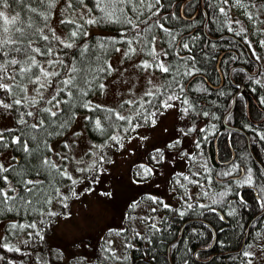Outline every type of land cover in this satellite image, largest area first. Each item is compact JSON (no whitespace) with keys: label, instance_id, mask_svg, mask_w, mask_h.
<instances>
[{"label":"trees","instance_id":"16d2710c","mask_svg":"<svg viewBox=\"0 0 264 264\" xmlns=\"http://www.w3.org/2000/svg\"><path fill=\"white\" fill-rule=\"evenodd\" d=\"M9 3V8H2L6 14L20 13L25 25L32 21L45 29L54 51L65 55L60 77L65 73L67 78L75 75L77 86L71 89V96L68 89L56 96L57 103L52 107L46 99L32 103L27 98L28 90H34L37 85L33 82L35 76L32 72L40 75V62L49 56H35L38 67L28 73L20 72V67H30L24 63L28 60L25 54L0 56V63H3L0 83L9 86L7 91L0 89V117L11 120V126L0 131L4 138L0 142V153L5 150L11 153L10 162L4 165L0 161V165L8 169L0 172V189L13 197L0 202V220L13 219L5 222L4 233L0 234V261L9 263L10 258L25 261L27 257H34V253L43 248L41 243L46 231L59 214L66 213L74 183L49 158L50 142L70 129L76 114L87 111L85 125L93 142L115 147L123 138L113 139L118 131L125 136L137 126L152 125L155 114L165 104L176 103L192 124H200L196 137L202 142L208 175L206 172L197 175L195 188L199 195L188 202L162 206L157 216L152 218L150 215L141 222L143 227L135 228L123 222V255L117 256L105 238H95L94 263L247 264L246 247L264 223L263 212L251 222L245 238L249 221L264 207V74L260 70L251 74L256 70L258 60L252 51L249 50L250 55L246 53L244 46L248 45L243 39L244 33L231 24L229 3L225 4L223 0H160L155 4L154 0H144L141 4L133 0L123 7L138 28L107 20L95 23L110 30V34L88 32L90 24L79 19L87 17L78 14L79 10H84L83 6L62 18L76 19L81 28L61 23L62 19L57 21V29L53 28V17L61 5L65 6L66 0H58L47 20L28 11L32 7L40 12L46 10L35 0L23 4L9 0ZM85 3L88 8L95 7L94 0H85ZM221 8L225 9L224 14L220 12ZM88 13L94 19L102 15L99 9ZM160 25L168 31H163ZM141 28L143 32L139 31ZM71 31H78V36L70 39ZM155 35L163 45L166 67L171 69L168 73L161 72L155 62L154 70L160 75L157 90L133 103L131 115H124V120L117 118L121 115L114 108L102 105L85 108L83 105L89 104L90 98L102 91L101 85L111 70L109 58L118 45L135 42L152 53ZM47 43L42 39L37 41L42 47ZM64 43H74V46L65 48ZM185 44L189 47L184 48ZM10 58L21 61V64H7ZM73 68L77 69L75 73ZM60 77L51 86L54 95L64 87L56 86ZM240 85L243 88L223 121L222 117L231 107L232 97ZM84 92L87 95H83ZM170 96L173 99L169 100ZM15 100H21V104H15ZM4 104L12 107L4 108ZM44 109H51L57 115L53 117ZM28 112L33 115L28 116ZM97 120L100 128L96 127ZM40 121L44 122L43 125L35 129L31 127ZM226 124L232 128H227ZM15 138H19L20 143H12ZM24 144L29 152L24 151ZM249 176L251 183H248ZM54 205L58 211L52 210ZM30 225L33 226L30 237L14 244L12 241L21 238Z\"/></svg>","mask_w":264,"mask_h":264},{"label":"rangeland","instance_id":"374dc122","mask_svg":"<svg viewBox=\"0 0 264 264\" xmlns=\"http://www.w3.org/2000/svg\"><path fill=\"white\" fill-rule=\"evenodd\" d=\"M64 8L61 5L53 17L51 26L55 29L57 21L69 15ZM78 14L94 19L85 10H79ZM228 14L231 24L244 33L247 48L253 52L259 70L264 74V0H239V3L234 0L228 4ZM88 28L89 33H111L95 23ZM152 44L156 54L154 62L153 55L135 42L118 45L109 58L111 70L103 81V89L90 98L89 107L102 105L114 108L121 116L131 115L133 103L141 101L146 93L157 90L160 75L154 70L155 62L156 65L163 63L165 67L166 62L158 35ZM64 59L63 53L59 55L53 51L51 56L41 60L40 66L45 71L60 73L59 62ZM49 60L55 63L50 65ZM145 62L152 66L142 67ZM59 77L45 79L40 75L35 89L27 92L29 101L35 103L42 97L51 99L54 95L51 86ZM63 79H67L66 73L56 82L57 87L63 85ZM55 103L57 100L48 105L52 107ZM168 105L171 106L164 105L155 114L152 125L137 126L125 136L118 131L115 137L123 138L115 147L93 142L85 125L87 111L76 114L70 129L50 142L49 158L71 177L70 181H75L72 199L65 207L66 213L59 214L46 231L41 243L43 248H38L34 257H27L25 261L10 258L9 263L1 260L0 264H95L92 252L97 237L105 238L117 256L123 255V222L135 228L143 227L141 222L150 215L152 218L157 216L162 206L188 202L199 195L195 188L197 175L208 172L202 142L196 137L200 124H192L179 104ZM10 126V119L0 117V131ZM156 149L161 152L157 153ZM161 154L162 161L159 160ZM10 160V150L0 153L4 165ZM144 167L153 171L145 175ZM52 210L58 211V207L54 205ZM8 220L13 219L0 220L1 235ZM32 231L30 225L21 238L12 242H25ZM245 252L250 254L247 255V264H264V223Z\"/></svg>","mask_w":264,"mask_h":264},{"label":"snow or ice","instance_id":"6c2138e0","mask_svg":"<svg viewBox=\"0 0 264 264\" xmlns=\"http://www.w3.org/2000/svg\"><path fill=\"white\" fill-rule=\"evenodd\" d=\"M13 2L18 4L26 3L27 0H13ZM35 2L39 5H43L46 7V10L44 12L38 11L37 8L32 7L29 8L28 11L36 14L39 17H43L44 20L48 19L49 14L52 12L53 8L57 4L58 0H35ZM133 2V0H94V8H88L87 4L85 3V0H66L64 11L68 12L69 14H74L76 9L78 7L83 6L84 10L86 12H94L96 9H99L102 15L97 19H84L83 17H79V19L83 20V23L86 24H94V23H100L102 21H109V22H121L125 23L127 25H131L133 28H138V24L134 23L132 19L128 18L125 13V8L123 5H129ZM138 3H144V0H137ZM155 4H159L160 0H154ZM225 4L229 3V0H223ZM237 3H239V0H237ZM10 7L9 0H0V8L7 9ZM129 11H136V9H129ZM220 12L222 14L225 13V9L221 8ZM155 15V13H153ZM115 18V19H113ZM251 18V17H250ZM61 23L64 24H72L76 28H81L82 25H78L76 23V19H62ZM160 27L163 29V31L167 32L168 29L163 28V25H160ZM139 31L143 32L144 29H139ZM78 31H71L69 34V38H75L78 36ZM43 40L45 42H48L45 46H38L37 41ZM175 39V37H173ZM151 42V41H149ZM60 43H63L62 41ZM131 43V42H129ZM65 48H72L74 46V43H64L63 45ZM86 47V46H85ZM189 46L187 44L184 45V48H188ZM54 51L53 43L50 41V37L45 34V29L37 26L34 22L30 21L26 25L24 24V21L21 19L20 13H16L15 15L9 16L5 13V11L0 10V56H11L13 53L19 54L23 53L26 56H28V60L24 63H27L30 65V67H20L21 73H28L32 71V69L38 67V62L35 58V56H51ZM35 54V55H31ZM153 55V59L156 58V54L149 53ZM125 55H128V53H125ZM7 64L19 66L21 64V61H18L17 59L10 58L6 61ZM48 63L51 65L55 63V61L49 60ZM59 63H63L60 61ZM152 65L145 62L142 67L148 68ZM159 70L164 73L170 72V67H165L163 63H160L158 65ZM3 68V63H0V69ZM77 69L73 68L72 72L75 73ZM101 71H104V69H101ZM32 75L35 76L34 83H38L40 81V75H42L45 79L48 77H59L61 74L58 72H48L44 69H40V75H37L35 72H32ZM2 78V77H0ZM77 77L75 75H70L67 79H63L62 83L64 87L59 89V92L56 93V95H52L51 99L42 97V99H46L48 103H52L53 100H56V96H58L60 93H63L65 89H68V94L71 96L73 95L71 89L76 87ZM44 85L41 84V88H43ZM103 87V85H101ZM0 89H3L7 91L9 89V86L3 83H0ZM83 95H87V92L82 93ZM51 95V94H50ZM146 95H152L151 92L146 93ZM173 99V97H169V100ZM15 104L19 105L21 104V100H15ZM85 108H89V104L85 103L83 105ZM171 105L165 104V107H170ZM4 108H10L11 105L4 104ZM98 107V106H97ZM40 109H37L39 111ZM46 112H50V114L55 117L57 115L56 112L51 111V109H44ZM28 116H32V112L27 113ZM118 119L124 120L125 117L123 116H117ZM21 123H24L23 120L20 121ZM43 121H40L39 123H33L31 125L32 128H38L41 125H43ZM96 127L100 128V121H96ZM3 136L0 135V142L3 141ZM113 139H117L116 137H113ZM12 143H20L19 138H15L12 140ZM176 143H179V141H176ZM173 145H169V147H172ZM25 152H29V148L27 144H24L23 146ZM157 153H160V149H156ZM155 158V157H154ZM164 159L163 155L161 154L159 156V160L162 161ZM45 163H49V161H45ZM143 167V166H142ZM8 169L4 168L2 165H0V172H7ZM153 170L147 167H144V174L148 175ZM5 181H7L6 177H2ZM71 179V177H69ZM187 179V177H185ZM75 183V181H73ZM26 183L31 184L32 181H27ZM248 183H251V177L248 178ZM31 191V189H29ZM13 199L7 192H5L3 189H0V202H7L8 200ZM245 255H250L249 253H245Z\"/></svg>","mask_w":264,"mask_h":264},{"label":"water","instance_id":"95a60500","mask_svg":"<svg viewBox=\"0 0 264 264\" xmlns=\"http://www.w3.org/2000/svg\"><path fill=\"white\" fill-rule=\"evenodd\" d=\"M205 18H206V16H205ZM205 22H206V19L204 20L203 25H205ZM208 37H209V36H208ZM209 38H210V39H217L218 37H209ZM244 47H245V51H246V53L249 54L248 48H247L246 46H244ZM221 56H222V53L219 55L217 65L219 64V59H220ZM257 71H258V68H257ZM257 71L254 72V73L251 72V74H256ZM242 88H243V85H240L239 89L234 93V95H233V97H232V104H231V107L226 111V113H225V114L223 115V117H222V120H223V121L225 120L226 115L232 110V108H233V106H234V104H235V98H236V95L238 94V92H240V90H241ZM227 127L232 128V126H228V125H227ZM247 145H248V148L250 149V145H249L248 139H247ZM254 193H255V195H256L255 190H254ZM263 212H264V207H263V209H262L259 213H257L254 217H252V219L249 221V223H248V225H247V228H246V231H245V238H246L247 235H248L249 225L251 224V222H252L255 218H257V216H259L260 214H262ZM181 232H182V228H181V231H180V235H181ZM179 238H180V236L177 238V240H178ZM245 238H244L243 241H245ZM212 244H213V243H212ZM211 246H212V245H211ZM211 246H209V247H211ZM168 247H169V246H168ZM211 257H212V256H211ZM211 257H210V258H211Z\"/></svg>","mask_w":264,"mask_h":264},{"label":"bare ground","instance_id":"6f19581e","mask_svg":"<svg viewBox=\"0 0 264 264\" xmlns=\"http://www.w3.org/2000/svg\"><path fill=\"white\" fill-rule=\"evenodd\" d=\"M203 30H204V33H205V28H204V25H203ZM256 65L259 67V63L257 62L256 63ZM226 126V125H225ZM228 128V127H227ZM234 154L232 153V156H233Z\"/></svg>","mask_w":264,"mask_h":264}]
</instances>
